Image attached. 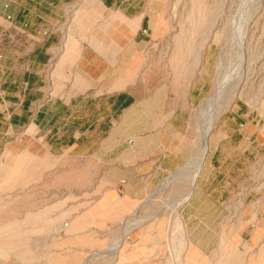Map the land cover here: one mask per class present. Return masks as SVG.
Wrapping results in <instances>:
<instances>
[{"label": "crops", "instance_id": "crops-1", "mask_svg": "<svg viewBox=\"0 0 264 264\" xmlns=\"http://www.w3.org/2000/svg\"><path fill=\"white\" fill-rule=\"evenodd\" d=\"M162 4L0 0V181L8 188L32 180L30 173L55 159L57 183L60 172L71 175V184L62 180L61 188L78 187L95 198L71 218V237L87 223L134 211L185 160L182 133L199 92L182 93L166 83L149 89L139 81L145 51L162 30ZM228 117L231 130L218 124L210 135L193 193L182 207L193 254L206 256L218 246L225 192L247 193L245 202L255 196L243 189L255 144L263 140L251 129L259 125L239 106ZM241 160L247 163L244 174ZM240 174L246 175L242 184ZM260 211L257 217L264 199ZM252 223L233 234L257 238L264 224Z\"/></svg>", "mask_w": 264, "mask_h": 264}, {"label": "rangeland", "instance_id": "rangeland-1", "mask_svg": "<svg viewBox=\"0 0 264 264\" xmlns=\"http://www.w3.org/2000/svg\"><path fill=\"white\" fill-rule=\"evenodd\" d=\"M162 3V30L145 51L139 81L149 89L166 83L182 93L192 88L199 92L182 133L184 165L196 153L201 110L204 101H213L215 91L221 96L207 112L214 106L223 112L210 135L218 124L229 125L231 130L228 115L236 106L251 112L256 104L264 115V0ZM255 128L251 127L252 132L262 140L261 128ZM225 155L229 156L228 150ZM2 159L1 155L0 165ZM55 162L45 160L43 167L30 173L32 180L20 179L8 188L0 181V264H244L245 260V264H264V229L259 228L251 241L248 232L240 238L233 234L243 232L252 222L264 224V212L257 217L264 197L251 196L245 202L247 193L232 197L225 192L219 201L225 210L218 246L206 256L193 254L181 217L188 180L177 177L172 181L171 174L134 211L119 219L87 223L77 237H71L67 229L71 218L92 207L95 198L81 195L78 187L61 188L62 180L64 185L71 184V175L63 178L60 172L57 183ZM241 162L244 174L247 163ZM71 169L65 166L64 171ZM243 174L241 184L246 179ZM157 188L162 189L156 192Z\"/></svg>", "mask_w": 264, "mask_h": 264}, {"label": "bare ground", "instance_id": "bare-ground-1", "mask_svg": "<svg viewBox=\"0 0 264 264\" xmlns=\"http://www.w3.org/2000/svg\"><path fill=\"white\" fill-rule=\"evenodd\" d=\"M243 23V22H242ZM241 26H242V24H241ZM237 29V28H236ZM238 36V35H237ZM238 38H239V36H238ZM236 40H237V38H236ZM241 40H242V38H241ZM242 43V42H241ZM242 48V47H241ZM218 85H221V84H219V82H218ZM217 86V85H216ZM215 86V87H216ZM217 88H219V87H217ZM216 89V88H215ZM220 89H221V86H220V88L218 89L219 91H220ZM217 90V89H216ZM216 93H215V98L213 99V101L211 102V101H204V106L202 107V106H200V107H202L203 108V110H201L202 111V113H201V121H200V128H199V130H200V132H199V136H198V145H197V150H196V153L193 155V158H191V160L187 163V164H184V165H181V167L180 168H178V170H177V173L175 174V175H172L171 174V176H170V179L172 178V181L174 180V179H176L177 177H185L184 179L186 180H188V192H187V194H186V196L184 197V203L185 202H187L189 199H190V197H191V195H192V193H193V189H194V187H195V181H196V179H197V177L199 176V173H200V169H201V165H202V163H203V160H204V158H205V156H206V154H207V151H208V147H209V145H208V140H209V135H210V132L212 131V128L214 127V125H215V123L217 122V120H218V118H219V116H220V114L223 112L222 110L221 111H219V107H213L211 110L212 111H210L209 110V112H207V110L208 109H210V106H213V104L215 105V103H213V102H216L215 101V99H217L218 97H220L221 96V94H219V96H218V93H220V92H218V91H215ZM218 92V93H217ZM208 99H210V97L208 98ZM220 99V98H219ZM219 99L217 100V103H218V101H219ZM211 100V99H210ZM206 102V103H205ZM209 102V103H208ZM220 103V102H219ZM202 105V104H201ZM219 104H217V106H218ZM208 106H209V108H208ZM222 107H224V106H222ZM221 108V107H220ZM225 108V107H224ZM216 109V110H215ZM226 109V108H225ZM224 110V109H223ZM200 111V112H201ZM199 126V125H198ZM167 179V178H166ZM179 179V178H178ZM186 180V181H187ZM168 181V180H167ZM166 181V182H167ZM171 181V180H170ZM164 182H165V180H164ZM180 183V182H179ZM185 183V182H184ZM165 184V183H164ZM164 184L162 185V186H164ZM167 184V183H166ZM165 184V185H166ZM162 189V188H161ZM160 188L158 189H156V192H159L160 190H161ZM179 202V201H178ZM177 202V203H178ZM183 203V202H182ZM181 203V204H182ZM176 205V204H175ZM177 206H179V205H177ZM176 206V207H177ZM172 208H174V207H172ZM141 222H143V221H141ZM128 223V222H127ZM125 225V224H124ZM134 227V226H133ZM138 227V226H137ZM124 232V231H123ZM123 232H121V233H123ZM130 232V231H129ZM125 233H126V231H125ZM126 234H128V232L126 233ZM125 234V235H126ZM125 237V236H124ZM120 243V242H119Z\"/></svg>", "mask_w": 264, "mask_h": 264}, {"label": "built area", "instance_id": "built-area-1", "mask_svg": "<svg viewBox=\"0 0 264 264\" xmlns=\"http://www.w3.org/2000/svg\"><path fill=\"white\" fill-rule=\"evenodd\" d=\"M251 112L255 118L254 122L259 125L260 131L264 134V115L260 113L256 104ZM243 191H250L255 195L264 197V138L261 142L255 144L247 184Z\"/></svg>", "mask_w": 264, "mask_h": 264}]
</instances>
